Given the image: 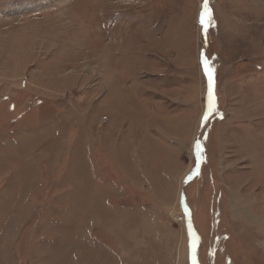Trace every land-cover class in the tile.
<instances>
[{
  "label": "rangeland",
  "instance_id": "374dc122",
  "mask_svg": "<svg viewBox=\"0 0 264 264\" xmlns=\"http://www.w3.org/2000/svg\"><path fill=\"white\" fill-rule=\"evenodd\" d=\"M263 232L264 0H0V264H264Z\"/></svg>",
  "mask_w": 264,
  "mask_h": 264
},
{
  "label": "snow or ice",
  "instance_id": "6c2138e0",
  "mask_svg": "<svg viewBox=\"0 0 264 264\" xmlns=\"http://www.w3.org/2000/svg\"><path fill=\"white\" fill-rule=\"evenodd\" d=\"M205 9L207 10V0H205ZM203 67H204V71L208 79V102H209L208 112H211L213 108L215 107L214 70L210 67L209 60L207 58H204L203 60ZM206 118L207 117H205V119ZM195 148H196V154L197 156H199L201 152V145L199 141L196 142ZM193 248H195V237L193 239Z\"/></svg>",
  "mask_w": 264,
  "mask_h": 264
},
{
  "label": "bare ground",
  "instance_id": "6f19581e",
  "mask_svg": "<svg viewBox=\"0 0 264 264\" xmlns=\"http://www.w3.org/2000/svg\"><path fill=\"white\" fill-rule=\"evenodd\" d=\"M264 233V232H263Z\"/></svg>",
  "mask_w": 264,
  "mask_h": 264
}]
</instances>
